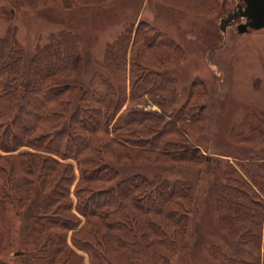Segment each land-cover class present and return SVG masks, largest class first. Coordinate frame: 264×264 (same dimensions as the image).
I'll list each match as a JSON object with an SVG mask.
<instances>
[{
	"label": "trees",
	"instance_id": "trees-1",
	"mask_svg": "<svg viewBox=\"0 0 264 264\" xmlns=\"http://www.w3.org/2000/svg\"><path fill=\"white\" fill-rule=\"evenodd\" d=\"M50 1L69 9L101 0H13L21 7ZM139 35L146 49L167 45L158 44L160 35L146 38L138 30L132 49ZM130 42L131 35H123L107 48L99 64L103 73L95 72L76 98L77 34L61 30L30 56L13 29L0 37V207L4 211L13 200L23 209L37 186L24 232L41 264H83L84 256L89 264H139L142 252L164 264L184 248L191 185L159 175L120 178L116 169L129 163L130 153L162 165L203 160L184 139L177 124L182 118L168 122L163 114L129 107L158 92L160 79L173 82L148 69L128 73ZM128 79H134L130 90ZM224 176L214 191L223 212L220 227L257 260L227 256L217 246L211 255L223 264H261L264 202L230 170Z\"/></svg>",
	"mask_w": 264,
	"mask_h": 264
},
{
	"label": "rangeland",
	"instance_id": "rangeland-1",
	"mask_svg": "<svg viewBox=\"0 0 264 264\" xmlns=\"http://www.w3.org/2000/svg\"><path fill=\"white\" fill-rule=\"evenodd\" d=\"M244 7L243 0H101L67 9L59 1L21 7L13 0H0V37L13 29L29 56L61 30L79 36L76 98L95 72L103 73L99 64L107 48L127 34L131 35L128 73L141 74L143 68L173 80L160 79L158 92L143 94L129 107L163 114L168 122L182 118L177 124L188 144L201 152L202 162L162 165L139 161L130 153L129 163L116 167L120 178L159 175L192 187L184 248L164 264H223L211 255L213 246L230 257L257 260L221 229L223 212L214 192L230 170L264 202V123L260 122H264V28L240 32ZM138 30L146 38L160 35L158 44L167 45L146 49L139 35L132 49ZM132 61L135 67L130 66ZM133 83L128 79V90ZM37 193L36 186L23 209L7 199L4 211L0 207V264H24L30 258L29 264H41L34 260L38 253L24 232L27 207ZM260 258L264 264V237ZM83 264H89L86 256ZM139 264L154 263L142 252Z\"/></svg>",
	"mask_w": 264,
	"mask_h": 264
},
{
	"label": "water",
	"instance_id": "water-1",
	"mask_svg": "<svg viewBox=\"0 0 264 264\" xmlns=\"http://www.w3.org/2000/svg\"><path fill=\"white\" fill-rule=\"evenodd\" d=\"M245 22L241 24L240 32L264 28V0H243Z\"/></svg>",
	"mask_w": 264,
	"mask_h": 264
}]
</instances>
